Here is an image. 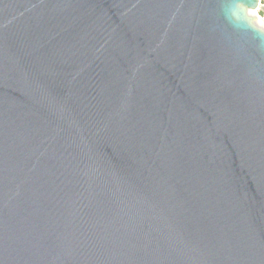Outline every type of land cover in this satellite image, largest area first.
<instances>
[{
    "label": "water",
    "instance_id": "1",
    "mask_svg": "<svg viewBox=\"0 0 264 264\" xmlns=\"http://www.w3.org/2000/svg\"><path fill=\"white\" fill-rule=\"evenodd\" d=\"M264 0H0V264H264Z\"/></svg>",
    "mask_w": 264,
    "mask_h": 264
},
{
    "label": "rangeland",
    "instance_id": "2",
    "mask_svg": "<svg viewBox=\"0 0 264 264\" xmlns=\"http://www.w3.org/2000/svg\"><path fill=\"white\" fill-rule=\"evenodd\" d=\"M248 13H250L249 15L253 19V24L264 30V10L257 8L255 10L248 11Z\"/></svg>",
    "mask_w": 264,
    "mask_h": 264
},
{
    "label": "bare ground",
    "instance_id": "3",
    "mask_svg": "<svg viewBox=\"0 0 264 264\" xmlns=\"http://www.w3.org/2000/svg\"><path fill=\"white\" fill-rule=\"evenodd\" d=\"M250 11H252V10H250ZM248 14H250V13H248Z\"/></svg>",
    "mask_w": 264,
    "mask_h": 264
}]
</instances>
